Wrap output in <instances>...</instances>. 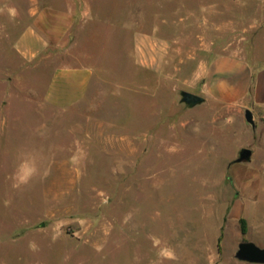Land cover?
I'll use <instances>...</instances> for the list:
<instances>
[{"label": "rangeland", "instance_id": "374dc122", "mask_svg": "<svg viewBox=\"0 0 264 264\" xmlns=\"http://www.w3.org/2000/svg\"><path fill=\"white\" fill-rule=\"evenodd\" d=\"M84 1L95 79L61 110L41 99L51 64L15 43L67 0H0V264H255L237 250L264 248V123L207 100L201 75L223 54L264 66V0ZM148 33L159 70L136 51Z\"/></svg>", "mask_w": 264, "mask_h": 264}, {"label": "crops", "instance_id": "0c3cea01", "mask_svg": "<svg viewBox=\"0 0 264 264\" xmlns=\"http://www.w3.org/2000/svg\"><path fill=\"white\" fill-rule=\"evenodd\" d=\"M90 12L84 0H67L61 7H43L16 40V51L23 59L45 60L51 64L41 96L49 107L66 110L87 100L91 94L95 70L81 62L77 51L79 33L90 21ZM157 19L162 25L166 23L163 16ZM178 20L182 22L180 15ZM136 51L145 68L159 70L158 56L166 53V43L156 34L148 33L138 40ZM201 79V93L207 100L239 111L249 110L255 122L264 123V66L238 54H223L207 64Z\"/></svg>", "mask_w": 264, "mask_h": 264}, {"label": "water", "instance_id": "95a60500", "mask_svg": "<svg viewBox=\"0 0 264 264\" xmlns=\"http://www.w3.org/2000/svg\"><path fill=\"white\" fill-rule=\"evenodd\" d=\"M183 101L191 105H196L201 102L199 97L189 93L183 94ZM244 116L249 124H254L252 113L249 110L244 111ZM251 156L252 151L250 149L242 148L235 162H248L251 160ZM237 258L249 263L264 264V248H259L252 242H241L238 245Z\"/></svg>", "mask_w": 264, "mask_h": 264}, {"label": "trees", "instance_id": "16d2710c", "mask_svg": "<svg viewBox=\"0 0 264 264\" xmlns=\"http://www.w3.org/2000/svg\"><path fill=\"white\" fill-rule=\"evenodd\" d=\"M240 231L242 234L246 233V221L244 219H240Z\"/></svg>", "mask_w": 264, "mask_h": 264}]
</instances>
